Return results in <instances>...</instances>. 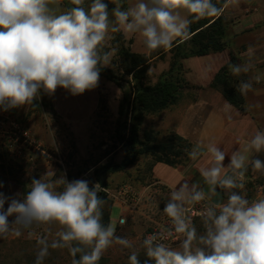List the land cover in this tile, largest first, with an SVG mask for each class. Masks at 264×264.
<instances>
[{
    "label": "clouds",
    "instance_id": "1",
    "mask_svg": "<svg viewBox=\"0 0 264 264\" xmlns=\"http://www.w3.org/2000/svg\"><path fill=\"white\" fill-rule=\"evenodd\" d=\"M69 2L72 7L58 12L52 6L59 0H0V109L33 105L41 91L52 95L63 88L78 96L98 87L101 70L110 62V53L104 51L109 32L138 35L144 48L153 52L170 48L174 40L188 39L193 21L222 12L212 0H136L126 8L121 0H90L87 7L85 0ZM231 2L238 4L239 0ZM110 4L114 6L110 8ZM253 51L249 46V57ZM228 67L234 76H241L254 65L249 60ZM260 79L259 75L241 79L238 91L246 95ZM252 152H264V131H256L246 148L233 151L230 157L214 143L206 148L196 145L188 156L193 161L204 153L210 157L212 163L200 174L209 193L215 195L217 188L244 189L248 165L264 172V160L250 159ZM226 158L228 173L224 172ZM54 175L50 171L32 178L22 195L0 191V238L19 237L24 230L31 235L34 227L57 225L54 239L41 236L37 240L34 264H44L50 249H68L72 264H98L114 243L134 247L115 234L111 222H102L106 202L99 195V183L90 186L86 179L68 181L66 175L54 181L45 178ZM206 198L195 186L189 191L186 182L171 192L163 206L172 222L168 236L183 239L178 247H170L163 234L146 237L143 264H264V198L250 201L241 191H232L226 202L204 209V232L197 235L187 217V206ZM128 262L141 264L136 251H131Z\"/></svg>",
    "mask_w": 264,
    "mask_h": 264
},
{
    "label": "rangeland",
    "instance_id": "2",
    "mask_svg": "<svg viewBox=\"0 0 264 264\" xmlns=\"http://www.w3.org/2000/svg\"><path fill=\"white\" fill-rule=\"evenodd\" d=\"M89 3L90 0H85L84 6L87 7ZM114 41V33L109 32L104 42V51L110 53V62L102 68L101 73L110 71L118 79L122 77L124 81H131V77L125 74L123 61L117 53L118 45ZM127 42L125 39L126 46ZM160 51L161 49H158L153 52L157 54ZM171 58L172 54L167 50L162 58L151 62L146 84L154 85L157 82L160 75L168 70ZM98 89L101 103L96 113L85 123L75 126L61 124L55 118L50 117L44 109L45 102L41 97L31 107L26 105L25 108H20L19 113L14 112L17 124L27 135L28 144L21 149L14 147L16 154L12 157L0 152V182L3 183L0 191L8 196L22 195L28 190L32 178H40L50 171H54L55 175L45 178L53 181L66 175L68 181L86 179L90 181L91 186V184L98 183L99 178L107 186L106 188L101 187L100 191L106 193L108 197L109 201L104 207L107 210L111 208L110 222L116 229L115 234L127 238L134 247L126 249L114 243L103 253L98 264H129L128 257L131 251L138 253V258L143 264L147 257L142 248V241L153 228L159 226L153 223L158 218L157 211L154 209L156 206L152 201L150 202L151 198L146 195L140 196L138 193L140 185L147 183L145 173L149 163L145 160L150 158L140 156L133 166L118 173L110 174L101 170L102 167L109 165H119L126 158V154L116 138L117 110L123 94L117 86L107 80L104 73L100 74ZM242 96L244 99V95ZM153 116L157 115L146 117ZM257 119L256 122L259 125L261 119L259 117ZM262 123L261 125L264 126V120ZM34 131H37L38 138H41L40 141L32 137ZM148 131L152 130L145 129L142 122L139 130L141 141H143L142 134ZM163 137V135H157L156 143L162 144ZM257 158L264 160V152H261ZM95 171H98V175L94 174ZM244 184L245 187L242 190H227L225 202L232 191H241V194L250 201L264 198V172L253 171L251 166H248L244 173ZM114 202H122L121 205L127 206L130 211L129 216L123 218L125 221L123 224L118 222L120 211L116 205L112 207ZM143 203L151 209L152 226L139 220H133L130 216L135 214ZM194 227L197 235L203 234L202 220L198 221ZM58 230L57 225L40 226L34 227L31 235L28 230H24L19 237L10 234L7 238H0V264H34L38 250L37 240L41 236H47L49 240L54 239ZM178 243L168 246L178 247ZM49 251L50 255L45 259L44 264H72L73 257L68 249H50Z\"/></svg>",
    "mask_w": 264,
    "mask_h": 264
},
{
    "label": "crops",
    "instance_id": "3",
    "mask_svg": "<svg viewBox=\"0 0 264 264\" xmlns=\"http://www.w3.org/2000/svg\"><path fill=\"white\" fill-rule=\"evenodd\" d=\"M134 3L136 0L125 2L126 7ZM52 7L58 12L66 10L62 0ZM220 9L222 12L219 16L225 25L223 39L225 49L219 53L183 59L181 65L184 86L178 91L176 102L159 115L146 117L143 126L159 135H177L191 145V150L196 145L206 148L208 144L214 143L225 151L227 157H230L235 150L243 151L256 131H264V126L261 125L264 120V112H262L264 110V0H239L238 4L225 0ZM123 36L128 41L132 53L145 56L152 53L144 48L138 35L123 34ZM249 46L254 50L251 57L248 55ZM231 57L234 58L235 64L250 60L254 65L249 73L241 74L245 79L255 75L261 77L260 82L254 81L253 89L244 95L245 113L232 106L220 91L212 87L215 76L223 67L229 65ZM40 97L45 102L44 109L50 117L61 124L75 126L85 123L96 113L100 91L96 87L82 95L73 96L67 90L57 88L52 95L41 91ZM13 110L19 113L20 108ZM257 117L261 119L259 125L256 122ZM37 134V131H34L32 137L40 141L41 138H38ZM260 153H249L250 159L257 158ZM148 160H145L149 163L145 173L147 183L140 185L138 193L140 196L150 197V202L152 201L156 206L154 209L157 211L158 219L153 223L160 225L163 222L165 218L163 206L170 199L171 192L182 182L188 184L189 191L193 190V186L196 191H204L209 197L204 201L211 205L225 202L226 191L229 189L217 188L216 194L211 195L209 186L200 174L212 163L206 153L198 155L195 161L188 156L187 162L174 166L154 162L151 158ZM228 163L229 160L226 158L224 161L226 173L230 172ZM121 203L112 204V207L116 205L119 209L120 219L130 214L127 206H122ZM150 211L151 209L143 203L136 213L130 216L133 220L152 226L153 218H150Z\"/></svg>",
    "mask_w": 264,
    "mask_h": 264
},
{
    "label": "trees",
    "instance_id": "4",
    "mask_svg": "<svg viewBox=\"0 0 264 264\" xmlns=\"http://www.w3.org/2000/svg\"><path fill=\"white\" fill-rule=\"evenodd\" d=\"M62 2L66 9L73 6L69 0H62ZM125 2L126 0H123L122 4L126 8ZM212 2L221 8L225 0H212ZM189 32L190 37L188 39L183 42L175 40L170 48L161 49L157 54L152 52L149 56L132 53L128 43L127 46L125 45L123 35L120 32L114 33V42L118 45V56L122 59L125 74L131 77V81H124L122 77L118 79L110 71H103L101 75L104 73L107 80L117 86L123 94L117 110L116 138L124 149L126 158L119 165H109L102 167L101 170L110 174L122 172L127 167L133 166L137 158L143 155L150 157L154 162L169 166L188 161V151L191 150V145L181 137L164 135V142L158 144L156 143L158 133L154 131L144 132L142 134L143 141H141L139 130L147 115H159L176 102L178 91L184 86L181 65L183 59L219 53L225 49L223 41L225 25L219 15L193 21L189 26ZM167 50L172 54L168 70L160 75L154 85L146 84L151 62L157 58H162ZM229 64H235L233 57L230 58ZM228 66L223 67L215 76L212 87L220 91L232 106L245 113L244 99L238 91L239 81L245 78L244 76H234ZM34 103L36 102L34 101ZM100 103L101 101H99ZM96 173L98 175V171L94 172V174ZM98 183L102 188L107 187L99 178ZM99 195L105 202L109 201L106 193L100 191ZM109 217L110 210L103 207L102 222L105 225L109 223ZM198 221L200 220H197L194 226Z\"/></svg>",
    "mask_w": 264,
    "mask_h": 264
},
{
    "label": "built area",
    "instance_id": "5",
    "mask_svg": "<svg viewBox=\"0 0 264 264\" xmlns=\"http://www.w3.org/2000/svg\"><path fill=\"white\" fill-rule=\"evenodd\" d=\"M28 138L26 133L19 127L15 120L14 116V110L10 109L8 111H4L0 109V152L3 153L6 156H14L16 154V149H21V147H25ZM212 206L206 201H201L194 205H188V211H187V217L191 223L192 226H194L195 222L197 220H202L201 213L204 211L205 208ZM121 220H124L121 218L119 220V223ZM121 224V223H120ZM172 227V222L169 218L166 217L163 220V222L153 228L146 237L154 234L159 233L163 234L166 239L164 240V243L167 245L178 243L179 240H182V236H168V229Z\"/></svg>",
    "mask_w": 264,
    "mask_h": 264
},
{
    "label": "water",
    "instance_id": "6",
    "mask_svg": "<svg viewBox=\"0 0 264 264\" xmlns=\"http://www.w3.org/2000/svg\"><path fill=\"white\" fill-rule=\"evenodd\" d=\"M109 7L111 8V7H113V5H112V4H110V5H109Z\"/></svg>",
    "mask_w": 264,
    "mask_h": 264
}]
</instances>
